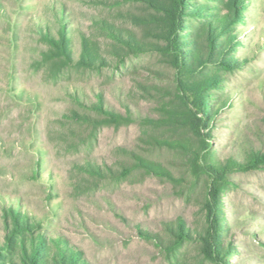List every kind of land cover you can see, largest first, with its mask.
Instances as JSON below:
<instances>
[{"label":"rangeland","instance_id":"obj_1","mask_svg":"<svg viewBox=\"0 0 264 264\" xmlns=\"http://www.w3.org/2000/svg\"><path fill=\"white\" fill-rule=\"evenodd\" d=\"M247 2L236 50L244 66L222 72L231 102L211 126L200 128L212 131V147L223 159L240 160L264 146V0ZM149 12L142 0H0V244L11 223L5 208L14 206L91 264H211L201 241L170 256L140 233L166 236L165 223L179 218L201 232L208 219L207 175L192 169L181 148L155 142L176 134L172 125L143 122L163 119L167 108L181 105L172 65L156 50L126 54L112 32L143 37L139 17ZM58 31L72 38L75 58L83 37L91 39L104 60L101 69L45 59L47 34L58 37ZM147 40L159 42L151 30ZM98 93L122 114L129 108L132 122L99 128L76 122L71 115L89 111ZM137 156L172 176L138 167ZM88 164L122 174L100 178L85 170ZM124 166L132 169L127 175ZM226 182L222 201L230 211V236L241 249L234 257L240 264H264V232L252 231L264 228V169H232Z\"/></svg>","mask_w":264,"mask_h":264},{"label":"trees","instance_id":"obj_2","mask_svg":"<svg viewBox=\"0 0 264 264\" xmlns=\"http://www.w3.org/2000/svg\"><path fill=\"white\" fill-rule=\"evenodd\" d=\"M142 1L147 3L151 10L148 15L139 17V24L144 28L145 35H124L119 28L112 32L117 33L115 39L126 54L131 52L137 55L156 50L167 57L172 65L177 98L181 105L173 106L171 110L167 108L163 119L144 118L143 122L157 126L165 123L172 125V129L177 133L170 137L155 138V142L181 148L190 158L192 169L198 168L207 175L208 219L207 226L201 232L190 228L183 218H179L175 222L165 223L166 236L142 228L140 233L146 238L154 239L170 256L180 253L187 242L198 240L202 242L205 258L211 264H240V256L235 259L233 252H239L241 249L230 236L233 225L228 215L230 211L222 197L228 196L224 190L230 170L264 169V146L250 148L240 160L233 157L223 159L212 147V131L207 135L200 130L211 126L219 112L231 102L223 89L225 83L222 72L244 66L236 55V50L239 46V24H243L246 19L243 17V7L247 6L248 2L229 0L224 3L223 0H212L218 2L216 6L207 0ZM224 8L227 9L225 13L222 11ZM148 30L155 34L159 42L147 40ZM57 34L58 37L47 34L51 49L46 53L45 59H56L62 67L101 69L104 60L91 39L83 37L82 50L79 57L75 58L70 35L65 31H58ZM215 94L218 95L214 96ZM186 98L192 100L195 108L202 112V117L197 116L198 111L188 105ZM77 101L84 104V100ZM89 106V111H75L71 117L76 122L93 128L132 122L129 108L128 114L110 108L106 105L102 93H98L96 102L89 103ZM209 128L213 130L212 127ZM191 130H197V136L189 135ZM137 160V166L145 168L147 172L172 176L160 163L141 156H137ZM85 170L91 175H99L100 178L122 174H115L112 168L104 170L101 166L93 164H88ZM131 171V168L124 166L125 175ZM4 217L11 223L6 224L5 241L0 244V264H91L82 252L64 243L61 237H47V232L42 233L41 225L18 207L5 208ZM252 231H256V234L264 232V228ZM262 243L264 245V242ZM175 264L183 263L177 261Z\"/></svg>","mask_w":264,"mask_h":264}]
</instances>
